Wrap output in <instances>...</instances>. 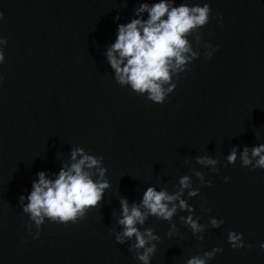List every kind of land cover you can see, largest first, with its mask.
Masks as SVG:
<instances>
[{
  "label": "water",
  "instance_id": "1",
  "mask_svg": "<svg viewBox=\"0 0 264 264\" xmlns=\"http://www.w3.org/2000/svg\"><path fill=\"white\" fill-rule=\"evenodd\" d=\"M141 2L0 0V36L7 39L0 63V264H141L129 251L132 241L115 240L120 199L139 203L149 186L175 191L184 174L200 189L183 198L205 231L193 234L182 223L187 210L172 221L149 216L141 230L160 237L150 264H185L213 247L223 251L206 264H264V169L239 159L244 146L264 143V0H186L209 4L200 33L216 50L206 58L193 43L200 56L162 104L120 86L105 55L117 25L134 18ZM77 146L103 156L110 188L77 223L46 219L32 239L36 229L26 227L32 222L19 196L27 197L40 171L54 179ZM233 147L237 160L228 164ZM202 155L217 159L219 173L196 164ZM193 167L211 186L200 184ZM210 217L223 223L213 228ZM229 231L243 233L245 246L231 248Z\"/></svg>",
  "mask_w": 264,
  "mask_h": 264
},
{
  "label": "clouds",
  "instance_id": "2",
  "mask_svg": "<svg viewBox=\"0 0 264 264\" xmlns=\"http://www.w3.org/2000/svg\"><path fill=\"white\" fill-rule=\"evenodd\" d=\"M147 13V18L143 14ZM134 18L127 23L117 25L115 41L107 47L105 55L108 64L114 72V79L120 86H129L138 95L146 96L152 102L162 104L166 97L173 92L180 73L190 70L193 60L200 56V52L194 50L193 43L203 46L204 55L210 58L216 50L202 39L200 29L208 24L211 9L207 2L189 5L186 0L175 4V0H158L149 3L147 0L139 3L134 9ZM3 13L0 12V20ZM114 19H119L117 14ZM222 22V17L218 18ZM192 37V40H189ZM7 39L0 36V63L5 61L4 46ZM208 49H211L209 51ZM175 77V79H174ZM3 77L0 76V81ZM242 166H250L252 170L264 169V143L244 148L239 153ZM228 164H235L237 151L233 147L226 157ZM196 164L209 167L215 173H219L217 159L202 155L195 158ZM103 156L89 154L83 147L72 148L69 162L65 163L54 179L46 176L44 171L37 173V179L32 182L31 191L27 197L19 196V204L23 213L27 214L32 222L26 227L30 231L32 239H38L41 225L47 219L55 223H77L84 218L86 212L97 207L104 197L106 189L110 188L103 166ZM185 163H188L185 160ZM201 185L211 186V181L205 180V174L191 169ZM225 181L229 178L224 177ZM175 191L169 192L166 188L157 190L155 186H149L143 192L139 203L131 204L126 198L120 199V215L116 218V224L120 231L115 232V240L118 244H129V251L135 252V257L141 264H150L152 256L157 251L155 242L160 237L150 227L143 226L149 216L172 221L178 210H187L188 215L181 216L180 220L187 225L193 234L203 233L206 225L199 222V217L194 218L193 206L184 199L192 198L199 194V188H193L192 177L188 174L181 175ZM27 200V203H25ZM211 211L210 209H204ZM223 220L216 217L209 218V225L219 227ZM176 231V224L172 223L168 232L171 237ZM134 238V239H133ZM203 240V235L197 236ZM227 241L231 248L244 247L243 233L229 231ZM251 247V245H247ZM264 248V242L260 244ZM222 248L213 247L210 251H204L202 255H193L185 261V264H206Z\"/></svg>",
  "mask_w": 264,
  "mask_h": 264
}]
</instances>
